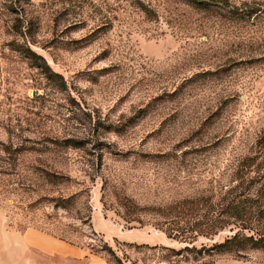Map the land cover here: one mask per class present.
I'll list each match as a JSON object with an SVG mask.
<instances>
[{
    "label": "rangeland",
    "instance_id": "obj_1",
    "mask_svg": "<svg viewBox=\"0 0 264 264\" xmlns=\"http://www.w3.org/2000/svg\"><path fill=\"white\" fill-rule=\"evenodd\" d=\"M263 11L0 0V264H68L27 229L84 251L76 264H264L212 247L264 231ZM210 221L225 227L203 236Z\"/></svg>",
    "mask_w": 264,
    "mask_h": 264
},
{
    "label": "crops",
    "instance_id": "obj_2",
    "mask_svg": "<svg viewBox=\"0 0 264 264\" xmlns=\"http://www.w3.org/2000/svg\"><path fill=\"white\" fill-rule=\"evenodd\" d=\"M122 240H131V237L124 238V234L118 233ZM15 236L29 249L36 251L44 257H54L61 259L68 264H76L77 261L83 260L86 253L76 246L54 238L48 234L42 233L36 229H27ZM118 236V235H117ZM120 238V237H119ZM86 264H106L103 260L89 257Z\"/></svg>",
    "mask_w": 264,
    "mask_h": 264
},
{
    "label": "trees",
    "instance_id": "obj_3",
    "mask_svg": "<svg viewBox=\"0 0 264 264\" xmlns=\"http://www.w3.org/2000/svg\"><path fill=\"white\" fill-rule=\"evenodd\" d=\"M264 13V11H263ZM32 54V53H30ZM263 146H264V136H263ZM248 160V167L252 166L251 159ZM185 206L189 209H193V206H197V202L194 200H187L185 202ZM237 209H232L233 213L236 212ZM264 211V209H263ZM202 226V223L201 225ZM205 226H208V229L203 231V236H214L219 230L225 227L224 224L216 225V222H205ZM203 228V227H201ZM217 254H235V257L242 258V252L248 250H263L264 251V231L263 233L257 234V236L246 235L240 231H237L232 236L226 237L223 242L216 243L212 246Z\"/></svg>",
    "mask_w": 264,
    "mask_h": 264
}]
</instances>
